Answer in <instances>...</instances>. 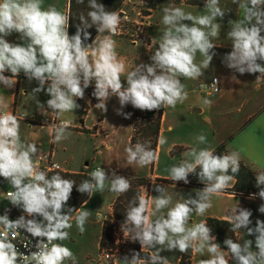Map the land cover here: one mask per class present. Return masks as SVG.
<instances>
[{
	"label": "clouds",
	"instance_id": "obj_1",
	"mask_svg": "<svg viewBox=\"0 0 264 264\" xmlns=\"http://www.w3.org/2000/svg\"><path fill=\"white\" fill-rule=\"evenodd\" d=\"M77 3L84 4L85 0ZM43 4L44 0H0V84L9 89L14 87L21 73L29 82L35 80L38 86L32 89L33 98L45 92L50 97L46 101L47 109L58 120L80 107L77 99H83L85 90L93 83L92 96L99 101L95 108L107 112L106 102L117 97L120 105L117 114L126 119L131 113L122 109L128 104L141 111L182 104L188 98L182 79L204 76L216 55L214 41L221 35L218 18L223 20L230 11L220 7V0H206L199 15L182 7H163L164 29L155 38L151 63L136 64L126 71L112 37L119 33L122 19H129L127 15L122 18L119 11L108 10L97 0H87V16L80 14L75 34L70 35V13L58 10L55 5L45 8ZM232 4L243 10V18L228 21L226 35L231 41V51L225 54L223 63L241 75L259 73V79L264 76V0H232ZM93 26L98 35L88 43L91 39L88 29ZM13 33L18 34L19 43L6 39ZM104 33L108 35L101 39ZM197 53L203 57L200 63L196 62ZM6 72L11 75L6 76ZM219 83L214 78L211 86L219 90ZM202 103L211 106L212 101L204 98ZM6 108L0 100V177L12 189L7 192L8 202L24 214L13 220L6 209L0 215V264H78L73 251L62 243L70 239L68 230L73 227L76 209L68 207L67 202L74 186L91 198L95 191H104L107 183L109 191L120 196L131 190V179L116 175L115 171L109 176L102 167L91 171L89 179L78 185L74 179L64 178L58 172L49 177L51 169L41 170L39 159H35L37 145L22 141L20 120L5 111ZM71 123V120H60L53 126L52 143L68 139ZM196 140L205 144L207 137L200 134ZM165 143L166 138L158 139L159 145ZM125 151L129 164L144 167L158 160L150 142L137 141ZM182 157L186 158L166 169L170 179L188 184L189 175L193 174L204 187L195 191V198L191 194L185 198L177 192L181 198L174 200L165 185L154 186L158 195L151 200L140 193L133 195L121 229L131 241L139 242L141 252H148L142 258L141 252L133 250L130 258L125 255L119 260L120 264H170L161 252L186 254L190 249L201 256L205 251L209 254L210 258L200 259L198 264H230L207 222H193L191 218L193 214L203 217L213 207V196L234 188L233 181L240 172V155L236 151L217 155L208 147H193L182 153ZM255 181L260 190L250 198L258 196L264 200V170L255 173ZM258 211L264 213V203ZM89 214L84 210L75 215V226L81 234L86 231ZM252 215L251 210L237 205L226 216L230 232L244 230L246 236L255 237L254 241H234L231 237L223 241L232 264H264V221L257 219L251 227ZM21 230L36 242L21 235ZM21 236L23 240L18 242ZM17 242L29 254L21 252Z\"/></svg>",
	"mask_w": 264,
	"mask_h": 264
},
{
	"label": "crops",
	"instance_id": "obj_2",
	"mask_svg": "<svg viewBox=\"0 0 264 264\" xmlns=\"http://www.w3.org/2000/svg\"><path fill=\"white\" fill-rule=\"evenodd\" d=\"M48 5H55L58 10L67 13V0H44L43 6L47 8ZM165 6L182 7L185 11H190L195 15L201 14L204 10V8L174 4L172 2L156 8L149 18V51L146 52L138 47H131L121 41L117 43V53L119 59L125 64L126 71L135 68L136 64L151 63L150 55L155 50L154 30L162 25V19L158 18L157 14ZM220 7L226 12L229 9L230 11L226 13L223 20L218 18L217 22L222 25L221 35L219 39L214 41L217 46L214 49L216 55L209 67L211 74L207 77V81L212 77H218L220 80V91L214 96H204L196 90V79L183 80L181 78L186 86L185 90L188 92V98L182 104L178 103L175 108L183 109L185 111L183 114L187 112L188 116L196 114L197 118L203 119L201 120L202 122L197 121L200 123L206 122L204 128L202 127L204 135L208 132L213 134L216 131L221 134L216 142L205 146L195 139L194 143H196L197 148L208 147L214 152L220 148V155L236 151L240 155V163L250 168L253 172L258 173L264 170V76L257 79L255 74L245 73L241 75L227 68L223 63V57L231 51V41L227 39L226 35L229 31L228 21L242 19L243 10L239 9L238 5L232 4V0H220ZM185 22L191 23L189 21ZM6 39L10 42H20L17 33H13ZM202 59L203 57L197 53L196 62L200 63ZM5 75L10 76L11 73L6 72ZM233 76L236 77L235 80L232 79ZM122 79H124V76H122ZM124 83L126 84V81ZM37 86L35 80L29 82L23 73L17 77V83L10 89L0 84V100L7 105V108L4 109L5 111H10L16 116L25 114L36 118V121L30 124L20 121L22 141L35 143L39 149L35 159L42 154L51 153L53 161L63 165L68 173H89L94 168L102 167L109 176L112 171H115L116 175L124 177H146L150 180V185L148 189L142 190L141 194L149 200H151V197L158 195L154 190L155 185H165L168 192L173 194L174 200L181 198L177 196V192L185 198L189 194L195 198V191L202 189L197 187L204 186L198 181L197 177L190 178L188 184L183 181L173 182L166 171L171 166L179 164L182 158H186L182 157V153H187L193 148V144L191 145L189 140L182 139V141L176 142L172 139L171 135L174 132V128H178L175 126L178 116L176 115V120L170 119L168 116L169 107H164L158 135V139L166 138L167 143L159 145L157 140L156 153L158 160L154 162L151 172L147 173L145 172V166L141 167L137 163L129 164L127 162L125 149L130 146L131 129L121 120V116L117 114V109H120L117 97H111L106 102L107 112H101L95 108V105L85 93V97L80 99L84 101L87 107L86 115L82 121L79 119L77 109L73 113H65L58 120L56 114L47 109L46 101L50 97L45 92H40L37 94L36 99L33 98L32 89ZM90 87L94 88V83ZM204 98L212 101L211 106L202 103ZM179 110H175L172 114L178 113ZM44 118H47L48 121L53 119L58 121L71 120L72 123L68 129L71 135L68 139L59 143H52L54 128L50 124H41ZM197 118L194 120L196 121ZM175 149L179 150L175 151ZM180 150L186 152L181 153ZM233 183L235 184V180ZM2 187H5V192L11 190L8 183L0 184V215L5 213V210L9 209L7 206L10 205L8 199L5 201L1 199ZM113 198V194L109 191V185L106 183L104 191H95L93 196L91 198L88 197L84 205L73 215V227L71 230H77L75 215L84 210L89 211L90 214L85 228L87 230L93 227L97 228L95 240L97 249L99 247L102 223L111 213ZM212 203L213 207L203 217L193 214L191 220L193 222L205 221L206 219L226 221L229 210L239 205L252 211L253 215L250 218L252 220L251 227L255 226L257 219L264 221V213L258 211L259 206L264 203L263 200L222 193L219 196H213ZM151 208L152 205L150 203L149 211H151ZM189 223V226H191V221ZM243 231L235 233L234 241H242L244 239H252L254 241V236H246ZM253 250H256L254 244ZM145 252H148V250H145ZM161 255L169 258L170 264H179L182 253L179 251H164L161 252ZM225 255L229 259L230 264H232L231 257L226 251ZM207 258H210L207 251H205L203 256L191 251L190 264H198L200 259ZM102 264L110 263L105 261ZM112 264H120V262L115 260Z\"/></svg>",
	"mask_w": 264,
	"mask_h": 264
},
{
	"label": "trees",
	"instance_id": "obj_3",
	"mask_svg": "<svg viewBox=\"0 0 264 264\" xmlns=\"http://www.w3.org/2000/svg\"><path fill=\"white\" fill-rule=\"evenodd\" d=\"M124 1L125 0H97L98 3L104 4L105 7L111 11H117ZM205 2V0H183V3L185 5L200 8H204ZM67 4V13H70L71 15L69 21V34L73 35L76 31V25L79 23L80 14L83 13L85 16H87V12L89 11V9L87 7V0H85L84 4H78L77 0H67ZM88 31L91 33V39L88 41V43H91L92 40H94L95 37L98 35V33L95 29V26L88 29ZM259 75V73H255V76L258 77ZM93 91L94 88L89 87L85 90V93L90 98L91 102L96 105L99 101L94 96H92ZM77 103L80 105V107L77 109L78 116L80 121H82V119L86 115L87 107L84 101L80 99L77 101ZM122 111L125 113H131L130 118L127 119L124 118L123 115H120L121 120L131 129L129 145H135L137 141L150 142L152 149L156 151L161 116L163 114L164 108L161 107L158 110L152 111H141L139 109L134 108L131 104H128L124 106ZM220 151L221 149L219 148L215 152V154L220 155ZM153 164H150L151 170L153 168ZM52 174L55 173H49V177ZM60 174L64 176V178L74 179L77 182V185L83 180L89 179L85 172ZM195 177L197 176L193 174L189 175V179ZM125 178L131 179V190L128 193L120 196H117L115 193L110 191L114 196L111 204V213L106 217V219L102 223L98 247V253L115 251L116 260H121L125 255H128L130 258L133 250L141 252V246L139 242L131 241L128 237V234L121 229V226L125 220L126 208L129 199H131V197L136 193L141 194L142 190L148 189L150 185V180L146 177L129 176ZM203 187L204 186H198L197 188ZM259 190L260 189L256 186L255 172H253L250 168L241 163L240 172L236 176L234 188L229 189L223 193H235V195H239L242 197H250L252 194L258 193ZM87 199L88 195L79 193L76 189V186H74L71 198L67 202V206L72 207L77 211L84 205ZM255 199L261 200L258 196H256ZM21 214H23L22 210L16 207L15 210L10 213V216L16 219V217L20 216ZM74 214L75 212L73 213V215ZM205 221L207 222L208 226L212 229V234L217 237L216 242L221 245L222 250L227 251V247L223 244V241L228 237H231L234 240L235 236V233L229 231L230 225L225 220L206 219ZM145 253L141 252L142 258ZM190 259L191 249L188 251V253L181 255L179 264H190Z\"/></svg>",
	"mask_w": 264,
	"mask_h": 264
},
{
	"label": "built area",
	"instance_id": "obj_4",
	"mask_svg": "<svg viewBox=\"0 0 264 264\" xmlns=\"http://www.w3.org/2000/svg\"><path fill=\"white\" fill-rule=\"evenodd\" d=\"M135 0H125L121 7L117 10L120 12L121 17L127 15L129 18L127 21H124L122 19L120 24V30L119 33L112 38L118 43V42H124L127 45L131 47H138L141 50L149 51L150 49V40L148 36V30L150 28V12L147 9H142L134 4ZM105 35H108L107 33L101 34L100 38L102 39ZM96 38V37H95ZM218 79V77H212L206 82H198L196 90L204 95V96H214L219 93L220 88L219 84L217 85L219 90H215L211 84L213 83V80ZM219 80V79H218ZM17 118L25 123H32L36 121V118L34 116H27L25 114L17 116ZM60 121L53 119L52 121H48L47 118L42 119L41 124L46 125L50 124L52 127L59 123ZM54 128V127H53ZM40 161V169L47 171L48 169H51L49 173H68L65 171L64 166L60 165L53 161L51 153H45L37 157ZM59 165V168L54 167V165ZM94 168L93 170H95ZM92 170V171H93ZM90 173V172H89ZM89 173H86V175L89 177ZM3 179L2 177H0ZM3 181L7 183L4 179ZM12 190V189H11ZM9 190V191H11ZM7 192H5V196L7 197ZM13 206L11 205V208ZM8 215L10 219H13L10 216V208L8 209ZM4 214V213H3ZM2 214V215H3ZM21 235L28 236L29 239H32V242L35 243L36 241L30 237L29 234L21 230ZM23 237H18V242L22 241ZM17 242V247L20 249L21 252H24L25 255L29 254L28 250L23 247L22 244ZM35 250V249H33ZM116 252H104L96 259L88 260L87 264H94V263H101L102 261H111L112 263L116 260Z\"/></svg>",
	"mask_w": 264,
	"mask_h": 264
},
{
	"label": "rangeland",
	"instance_id": "obj_5",
	"mask_svg": "<svg viewBox=\"0 0 264 264\" xmlns=\"http://www.w3.org/2000/svg\"><path fill=\"white\" fill-rule=\"evenodd\" d=\"M171 2L174 4H184L183 0H135L134 4H135V6H137L139 8L149 10V12L151 14L156 8H158L160 6H164L165 4L171 3ZM162 16H163V13H162V9H161V12H159V14H157V17L162 19ZM184 23H187V22H184ZM163 29H164V26L162 24L160 27H157V29L154 30L155 38L161 35V32L163 31ZM210 72L211 71L209 68L206 69L204 72V76L200 77L199 79H196V82L197 83L198 82H206L207 77L210 76V74H211ZM175 110H179V108L169 107L168 116L170 117V119L176 120V115L178 116V120H176V123H175V126L178 128L177 129L174 128V132L171 135L172 139L175 140L176 142L182 141V139H186V140H189V143L191 145L193 144L192 145L193 147H196V145H195L196 143H194V140L196 139V137L198 135L204 134L202 131V127L204 128V124L206 122L200 123V122H202L201 120H203V119L197 118L198 116L196 114H190L192 116H188L189 114L187 112L185 114H183L185 112L183 109L179 110L178 113H175L173 115L172 113ZM195 118H197L196 121L194 120ZM197 120L200 122H198ZM205 136L207 137V142L205 144H202L204 146L208 145V144H213V142H216L220 138L221 134L216 131L213 134H212V132H208L207 134H205ZM179 149H175V151L179 150ZM183 150H180V152L181 153L186 152ZM120 165H122V163H120ZM122 167H124V165H122ZM145 172H147V173L151 172V165L145 166ZM1 183H5V182L3 181V179L0 178V184ZM1 189H2L1 190V199H3L5 201L8 199L5 196V187H2ZM7 207L10 208V213H12V211L15 210V208H16L14 206L11 208V204ZM23 214H21V215H23ZM96 229L97 228H95V227H93L89 230L86 229V231L83 234L79 233L78 230H71V229L68 230L70 233V239L63 241L62 243H64L66 246H68L73 251V253L77 257L78 264H83L84 262H85V264H87L88 260L96 259L98 257V255L102 254V253H98L97 246L95 245V240H96V236H97ZM102 263H105V261H102L101 263H94V264H102ZM108 263L112 264L111 261H108Z\"/></svg>",
	"mask_w": 264,
	"mask_h": 264
},
{
	"label": "water",
	"instance_id": "obj_6",
	"mask_svg": "<svg viewBox=\"0 0 264 264\" xmlns=\"http://www.w3.org/2000/svg\"><path fill=\"white\" fill-rule=\"evenodd\" d=\"M18 217H19V216H18ZM18 217H16V219H17ZM26 218H30V217H26Z\"/></svg>",
	"mask_w": 264,
	"mask_h": 264
}]
</instances>
